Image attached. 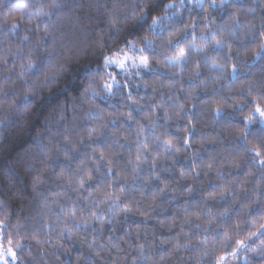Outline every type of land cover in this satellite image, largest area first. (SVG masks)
<instances>
[{"label":"clouds","instance_id":"obj_1","mask_svg":"<svg viewBox=\"0 0 264 264\" xmlns=\"http://www.w3.org/2000/svg\"><path fill=\"white\" fill-rule=\"evenodd\" d=\"M257 108L264 0H0V264H264Z\"/></svg>","mask_w":264,"mask_h":264},{"label":"snow or ice","instance_id":"obj_2","mask_svg":"<svg viewBox=\"0 0 264 264\" xmlns=\"http://www.w3.org/2000/svg\"><path fill=\"white\" fill-rule=\"evenodd\" d=\"M257 111L260 112L261 115H264V110H261L260 108H257ZM220 259L223 260L224 257H221Z\"/></svg>","mask_w":264,"mask_h":264}]
</instances>
